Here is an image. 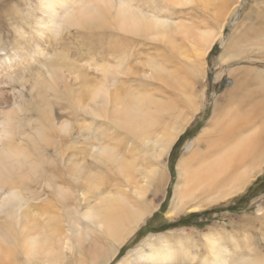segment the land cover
Masks as SVG:
<instances>
[{
	"label": "rangeland",
	"instance_id": "rangeland-1",
	"mask_svg": "<svg viewBox=\"0 0 264 264\" xmlns=\"http://www.w3.org/2000/svg\"><path fill=\"white\" fill-rule=\"evenodd\" d=\"M113 1L120 5L136 3L140 8H144L145 11L152 9L150 8L151 5L156 12L162 8L160 0ZM189 2L190 5L175 8L169 7L168 10L172 14L175 23L193 24L199 29L198 31H207L215 34L212 46L200 58L193 54L188 44V46H185L188 48L187 51H190V54L188 52L187 54H174L167 47L152 44L156 41L148 38L126 34L119 30H112V33H110L111 35L114 34L121 41L120 43H124L122 46L119 45V47L124 52L123 60L126 61L125 64L132 66L146 60V54L154 53L151 47L160 48L161 52L168 57V60L163 62L161 57L160 59L157 58V61H160L168 72H164L166 76L162 75V82L153 81L154 84H160L159 90L156 86L146 88L142 86L137 88V92L133 88H129V86H122L120 93L125 95L126 92L130 91L131 95L135 93L150 99H158L156 101L160 103L157 106L170 105L169 107L174 110L175 119L177 118V123H179L180 127L174 119L171 124L174 122L176 124H173L172 128L178 127L179 129L186 124L182 134L171 146L168 153L160 160L161 168L165 171L166 182L161 188L160 186L151 188L146 183V180H143L138 174L147 172L144 175L152 178L150 170L157 169L159 171V169L157 166L155 167L154 159H145L141 150L142 145L137 147L140 142L138 140L135 141L132 136L125 134L123 131L120 132L109 121L102 119L92 120L90 116L86 118V115L82 112L72 108L71 101L67 97L72 95L70 92L73 91L75 97H80V95L83 97L85 95L84 99L86 100L89 96L79 86L78 79L75 80L76 78L74 79L72 76L70 79L67 78V72H65L66 80L59 81L60 84H65L64 87L58 83L55 86L57 88L54 87V90L49 88L50 78H48V70L57 69L63 72L71 64H76L78 65L76 67L81 68V74L86 78H90L93 86L97 89L99 82L102 81V73L99 72L98 66H113L116 62L114 60L110 62L111 54L108 52L102 55L103 58L109 61L105 64L102 57V61L98 60L97 57L95 58V56L89 57V53L80 49V43L88 45L100 43L95 37L96 35L99 36L101 32H94L96 30L103 31V29L98 27L101 22H96L98 25L95 22L89 23L85 29H79L80 27H77V29L76 26L75 28L64 27L60 32L55 34L47 32L43 38H40L37 25L39 18L42 17L39 10V0H0V140H2L3 145L13 146L12 148L19 149L21 152H24L25 148V152L27 151L26 153L29 154V158L25 157L26 159H23V167H15L14 173L10 174L11 178L9 176L7 178L0 176V181L4 180L2 183H4L6 189L11 184L20 188L23 196L26 197L30 196V191L27 190V187L36 189L34 182L42 181L40 184L42 187H38V190L41 189L39 191L41 192V198L36 201L29 200L22 208V211L27 214V217L23 219V223L26 224L25 220L28 219L30 223H36L33 225L37 226L39 224V227L50 224L58 228V235L61 236L58 239L60 243L53 241L57 243L56 251H61L66 259L73 257L72 260L77 263L79 261L78 264H98L99 262L101 264H119L125 259H127L128 264H142L141 257L143 252H134L145 251L146 244L155 245V241L161 237L160 240L168 243L169 249L179 250L180 248V251H176L178 253H175L170 264H181L182 262L180 261H183L184 264L201 263V258H205L210 253L208 249L210 241H217L221 247H225L228 251L227 254L234 253V246L238 245L239 247L241 246V254L251 257L256 254L259 259L264 260V166L258 176L246 187L244 193L235 196L228 202L217 203L199 213L184 212L172 218L165 216L169 209L170 198L177 179V163L181 157H186L185 146L193 141L202 129L209 127L208 121L211 120L214 114V107L217 105L220 107L224 103L225 96L232 89V79L227 75V71L239 66L241 67L240 70L253 68L264 74V61L259 59L260 52L264 51L259 50L258 47L260 46L264 49V39L261 40L262 43H258L255 40L252 41L254 47L250 50L246 48L242 54L246 59H234L222 65L226 58L240 56L238 55L239 50L233 49V45L239 41H237V36L246 27L254 23L253 16L264 10V0H189ZM102 24L104 27L103 21ZM107 24L114 25L111 16ZM81 26L83 27L84 23ZM105 32L107 31L102 33L107 36ZM104 39L101 43L106 48L107 46L117 47L114 46V39ZM232 39L235 43L229 46L231 50L223 51ZM137 40H143L149 44L137 46ZM36 45H39V48H36ZM201 54L202 52H200ZM261 58H264V56ZM170 59H172V63L168 65V62H171ZM192 61L197 63L198 66L195 67ZM114 68L111 69L110 75L107 74V78L111 79L114 84L112 90L119 88L122 79L125 78L123 76L124 73L132 75V72L116 74ZM173 68L174 71H180L179 73L175 71V76L172 74L173 70L170 71ZM139 70H141L140 67ZM217 76L220 78L216 80ZM44 77L46 78L44 79ZM115 80L116 82L114 83ZM44 83L46 88L43 86ZM107 84L110 89L111 84L109 82ZM67 85L69 86L68 89L65 88ZM255 85L256 83H252L247 88L252 90ZM170 86L171 88H169ZM88 101L89 99L86 102L88 103ZM186 119L188 122H185ZM8 121H10L9 140L3 137L2 131V127ZM61 123L68 125V133L60 132ZM86 124H91V128L84 127L89 126ZM176 125L177 127H175ZM88 131L92 132V136L89 138ZM51 142H55L53 143L55 146ZM73 142L76 147H70L65 154L66 156L77 154L76 152L79 148L83 149L86 145L95 147L103 144L115 147L117 149L115 154L120 156L121 160L130 163L132 167L136 168L134 177L141 185L137 189L138 197L141 196V190L148 188L147 192L146 190L144 191V204H152L154 209L143 217L142 221L139 222L121 245H117V242L112 239L113 237L108 236V232H102L104 231L103 226L98 225L103 222L100 217L95 220L96 224L90 221V218L84 217L87 213L86 208L81 210L80 216L75 221L76 225H79L78 227L75 226L78 229H73L75 233L67 232V229L71 228V222L75 220L73 203L72 201L68 202L69 199L67 197L68 200L65 204L68 207L66 208L65 205H63L64 207L61 206L55 197L50 196L51 190L45 187L48 183H46L45 177H41V175H44L43 172L48 173L52 169L44 160L47 159L52 160L51 164L55 165L58 171L63 174L64 179L62 182H68V185L65 184L64 187L77 192V188L66 177V169L59 162H56L60 157L61 146L69 147ZM123 147L133 148L129 156L124 153ZM70 149L73 151H70ZM84 160L86 164L92 161L89 158ZM84 160L81 161L79 159L81 163ZM86 160L89 162H86ZM25 161L29 162V168ZM102 173L104 174L102 181L104 186L100 187V190L103 192L105 190L111 192L112 190V193H114L115 185L119 184V181H116L117 176L114 178L113 174L105 175L107 173L106 170H103ZM40 177L43 179H40ZM126 196L128 202L137 201L133 198L134 195L128 192ZM51 200L53 203L50 202ZM135 203V209H140L141 212H144V204ZM95 206L97 205L95 204ZM256 219L259 223L256 222L255 225L254 220ZM9 224H13L12 221L5 214H0V229L3 230ZM123 224H128L127 219H125L121 227ZM40 232L42 231H39V234ZM118 233L121 234L120 232ZM66 239L68 242H66ZM41 240L42 238L38 242ZM36 243L33 244L35 251L32 253H29L30 250L26 248L27 244L24 246L25 248L23 247L22 240L19 241V245L22 246L20 249L17 247L10 248L8 245L0 243V263L24 264V262L31 261L32 264H40L45 260L43 257L44 253L38 252L39 245L35 246ZM245 243H248L251 247L244 248ZM177 246L178 248H176ZM89 248H92V250L90 251ZM236 253L238 254V252ZM52 256L49 257V260L53 258ZM186 258L188 259L185 260ZM190 259L192 260L190 261ZM75 262L73 264H77ZM52 263L58 264L55 261Z\"/></svg>",
	"mask_w": 264,
	"mask_h": 264
},
{
	"label": "bare ground",
	"instance_id": "bare-ground-1",
	"mask_svg": "<svg viewBox=\"0 0 264 264\" xmlns=\"http://www.w3.org/2000/svg\"><path fill=\"white\" fill-rule=\"evenodd\" d=\"M160 2L162 8L156 12L153 10L152 5L150 6L152 9L145 11L144 8H140L136 3L131 5H120L113 0H39V10L42 17L39 18L37 24L38 35L40 38H43L47 32L55 34L60 32L62 28L64 29V27L75 28L76 26V28L80 27L79 29H85L89 23L95 22V24H97L96 22H101L98 27L99 29H103V31H107L105 32L107 36L103 35V31L96 30L94 33L101 32L99 36L96 35L95 37L100 43L92 45L80 43V49L89 53V57L95 56V58L97 57V59L101 61L103 59L105 64L109 61L103 58L102 55L108 52L111 54V59H109L110 62L113 60L116 62L113 66H98L99 72L102 73V81L99 82L97 89L93 86L90 78H86L81 74V68L76 67L78 66L76 64H71L66 71H63L64 73L62 70L57 69L48 70V78H50L49 88L54 90V87L57 86L58 83L60 84L59 81L66 78L65 72H67V78L70 79L72 76L74 79L76 78L75 80L78 79L79 86L85 93H88L89 96L87 100L89 99V101L88 103L86 102L87 100L84 99L85 95L83 97L81 95L80 97H75V93L72 91L70 92L72 95L67 96L71 101L72 108L82 112L86 115V118L90 116L92 120L102 119L109 121L115 125L120 132L123 131L125 134L132 136V139L135 141L138 140L140 142V144L136 146L139 147L142 145L141 150L145 159H154L155 163H153L155 167L157 166L159 169V171L157 169L150 170L152 178L144 175L145 172L138 174L143 180H146V183L151 188L155 186H160L161 188L166 182L164 176L165 171L161 168L160 160L168 153L171 146L182 134L186 124L184 126L181 124L182 127L178 129L177 125L179 127L180 125L177 123V118L175 119L176 116L173 108L169 107L170 105L157 106L160 103L156 101L158 99H150L149 97H144L143 95L135 93L131 95L130 91L126 92L125 95L120 93L122 86H129V88H133L134 91L137 92V88L142 86H144L143 88L156 86L159 90L160 84H154L153 81L157 80L162 82V75L166 76L164 72H167V70L166 67L164 68L162 66L160 61H157V58L160 59L161 57L163 62L164 60H168V57L165 53L161 52L160 48L151 47L154 53L146 54V60L132 66L130 64H125L126 61L123 60L124 52L119 47V45L122 46L124 43H120L121 41L117 39L114 34L111 35L110 33H112V30H119L126 34L148 38L152 41H156L152 44H159L167 47L170 52L174 54H187L188 48L186 46L190 45L189 47L192 49L193 54L199 58L204 56L212 46L213 38L215 37V34L212 32L198 31L199 29L193 24L185 25L173 21L172 14L169 12L168 8L190 5L189 0H160ZM110 16L114 21L113 26L112 24H107ZM253 17L254 23L246 27L244 31L237 36V41H239L235 43L232 39L223 50L230 51L231 47L229 46L235 43L233 49L239 50L238 55L240 56L228 57L222 65L234 59H246L242 54L246 48L250 50L254 47L252 41L255 40L256 42L258 41V43H262L261 40L264 39V10L259 11ZM102 21L104 22V27ZM82 23H84L83 27L81 26ZM104 38L109 40L114 39V46L117 47L107 46L106 48V46L101 43L105 40ZM145 44L149 43L143 40L136 41L137 46H144ZM35 47L39 48V45ZM258 47L259 50L264 51L263 47ZM200 52H202L201 55ZM262 56H264V52H260L259 58L264 61V58H261ZM170 61L168 65L172 63V59H170ZM192 63L195 67L198 66L197 63L193 61ZM115 66L116 68H114ZM139 67L141 70H139ZM113 68L116 74L132 72V75L124 73L123 76H125V78L122 79L119 88L112 90L114 84L111 79L107 78V74L110 75L111 69ZM240 68L241 67L236 66L235 69L227 71V75L232 79V89H230V92L225 96L223 100L224 103L220 107H218V105L214 107V114L211 120L208 121L209 127L202 129L194 140L185 146L186 157H181L177 163V179L170 198L169 209L165 215L167 218L178 216L184 212L199 213L217 203L228 202L235 196L244 193L246 187L258 176L264 166V74L253 68H243L241 70ZM172 70L174 71V68L170 71ZM173 71L172 74H174V76L176 73L180 72L175 70V73V71ZM45 78L46 77H44V79ZM218 78L220 77L217 76L216 80ZM107 82L111 84L110 89ZM115 82L116 80L114 83ZM252 83H256L254 89H248L247 87ZM64 85L62 86L64 87ZM43 86H45V83ZM191 86L193 87V85ZM65 88L68 89L69 86L67 85ZM169 88H171V86ZM188 97L193 98L192 96ZM175 112H177V110H175ZM174 119L176 120L177 125L175 127L177 128H172V125L176 124L175 122L171 124V121H174ZM185 122H188V120L186 119ZM51 124L54 125L52 122ZM84 127L91 128V124ZM2 131L3 137L9 140L10 121L6 122V125L2 127ZM60 132L68 133V125L61 123ZM87 134L88 138L92 136L91 131H88ZM51 143L54 145L53 143L55 142ZM12 147L13 146L3 145L2 140H0V176L3 178H7L8 176L11 178L10 174L14 173L15 167L20 168L23 165V159L25 157L29 158V154L26 153L27 151L25 152V148L24 152H21V150H16ZM70 147H76L75 143L73 142L69 147L61 146L60 157L56 162H59L63 168L66 169L68 181L73 184L77 188V192L80 193L76 191L75 193L64 187L65 184L68 185V182H62L64 179L63 174L58 171L55 165L51 164L52 160L44 159L52 169H50L48 173L43 172L44 175H41V177H45V180H47L46 183L48 184L45 187L51 190L50 196L55 197L56 201L60 203L61 206L65 205L67 208L68 205L65 203L68 199V202L72 201L73 203V215L75 220L71 222V228H68L67 232L72 234V232H74L73 229H78L77 227L79 225H76L75 221L80 216L81 210L86 208L87 213L84 215L85 218H90L89 220L96 224L95 220L98 219L97 217H100L103 222L98 225L103 226L104 231L102 232H108V236L113 237L112 239L117 242V245L123 244L128 235H130L139 222L142 221L143 217L154 209L152 204H144V191L146 190L147 192L148 188L141 190V196L138 197L137 189L141 185L134 177L136 168L132 167L130 163L121 160L122 158L115 154L117 150L115 147L105 146L103 144L96 145L95 147L86 145L83 149L79 148L80 151H75L77 154L66 156L65 154ZM132 147H123L124 153L129 156V153L133 151ZM70 151L73 150L70 149ZM70 154L72 153L70 152ZM79 155L82 156L80 157ZM85 158H89V160L92 161L86 164L84 163ZM79 159L84 161L81 163ZM86 162L89 161L86 160ZM25 163L27 162L25 161ZM29 167L30 165L28 168ZM103 170L107 172L105 175L113 174L114 178L117 176L116 181H119V184L115 185L116 188L113 191L114 193H112V190L111 192L109 190H105L104 192L100 190V187L104 186L102 182L104 176L102 173ZM137 171L139 172L138 169ZM41 177L40 179H43ZM2 182L0 181V214H5L13 224H9L3 230L0 229V243L8 245L10 248L17 247L20 249L22 246L19 245V241L22 240L23 247L27 244L26 248L30 250L29 253H32L35 251L33 244L37 242L38 244L36 243L35 246L39 245L38 252L44 253L43 257L45 260L41 262L42 264H54L52 263L53 261L58 264H73L75 262L72 260L73 257L66 259L61 251H56L57 243L55 242L60 243L58 239L61 238V236L58 235V228L50 224L39 227V224L37 226L33 225L36 223H30L28 219L25 220L26 224L23 223V219L27 217V214L22 211V208L29 200L36 201L41 198V192H39L41 189L38 190V187L42 181L34 182V187H36V189L27 187V190L30 191L29 197L23 196L21 189L12 184L6 189ZM20 184L22 187V182ZM40 187H42V185ZM127 192L134 195L133 198L137 201L131 198L133 201L128 202L126 199ZM52 200H54V198H52ZM52 200L50 202L53 203ZM135 202H139L141 205L144 204V212H141L140 209H135ZM95 204L97 206H95ZM95 213L97 214L96 216ZM125 219H127L128 224H123L121 227ZM254 222L255 225L256 222L259 223L257 219L254 220ZM118 228L119 230L117 231ZM33 230L34 232H32ZM39 231L42 232L39 234ZM40 238H42V240L38 242ZM160 239L161 237L155 241V245L146 244L145 251L134 252H143V256L141 257L142 264H170L175 253H178L176 251H180V248L179 250L169 249L168 243ZM66 242H68L67 239ZM249 246L248 243H245L243 247ZM92 248H89V250L91 251ZM176 248H178V246ZM234 248V253L227 254L228 251L225 247H221L217 241H210L208 244L210 253L205 258H201V263L199 264H264V260L259 259L256 254L251 257L241 254V246L235 245ZM236 252H238V254ZM51 256L53 258L49 260ZM187 259L188 258L185 260ZM191 260L192 259H190V261ZM127 262V259H125L119 264H128ZM180 262L184 264L183 261ZM25 263L26 262H24V264ZM26 264H32V262L28 261ZM98 264L101 263L99 262Z\"/></svg>",
	"mask_w": 264,
	"mask_h": 264
},
{
	"label": "clouds",
	"instance_id": "clouds-1",
	"mask_svg": "<svg viewBox=\"0 0 264 264\" xmlns=\"http://www.w3.org/2000/svg\"><path fill=\"white\" fill-rule=\"evenodd\" d=\"M57 28H58V25H57Z\"/></svg>",
	"mask_w": 264,
	"mask_h": 264
}]
</instances>
